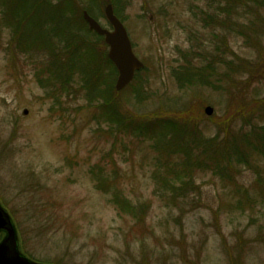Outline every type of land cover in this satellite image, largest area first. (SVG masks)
Here are the masks:
<instances>
[{
    "label": "rangeland",
    "instance_id": "374dc122",
    "mask_svg": "<svg viewBox=\"0 0 264 264\" xmlns=\"http://www.w3.org/2000/svg\"><path fill=\"white\" fill-rule=\"evenodd\" d=\"M104 2L81 1L77 14L88 4L109 26ZM196 4L128 0L120 7L147 67L131 84L135 89L113 95L138 119L187 118L211 138L223 136L227 126L239 131L242 118H230L235 106L228 108L226 82L182 87L174 76L192 46L202 50L194 62H215L220 51L213 49L225 45L219 34L196 27ZM9 23L0 19V203L12 215L26 255L49 264H264V185L254 170L234 165L229 181L203 171L180 181V154L168 153V146L156 149L153 136H141L137 128L116 132V124L95 117L99 110L88 103L78 74L69 94L56 82L43 86L48 76L38 71L45 51L39 59L32 51L11 54L8 47L15 51L17 42ZM91 39L98 53H106L100 39ZM226 43L230 58L257 56L235 36ZM225 70L217 66L216 78ZM246 85L245 98L264 100V79ZM255 165L264 177V158Z\"/></svg>",
    "mask_w": 264,
    "mask_h": 264
},
{
    "label": "trees",
    "instance_id": "16d2710c",
    "mask_svg": "<svg viewBox=\"0 0 264 264\" xmlns=\"http://www.w3.org/2000/svg\"><path fill=\"white\" fill-rule=\"evenodd\" d=\"M81 1L85 0H0V7L5 6L0 19L4 23H11L9 27L13 29L12 37L17 42L15 51L12 50L13 45H9L10 53L16 56L32 51L34 57L39 59L37 53L44 50L47 59L40 63L42 70L39 72L37 68V71L38 74L46 72L48 77L41 80V84L46 86V83L56 82L58 89L67 94L74 89L72 86L78 74L77 83L85 92L88 103L99 110L95 117L101 115L116 124V132L131 126L133 130L137 128L141 136H153L150 138L156 149L168 146L171 148L168 153L180 154L185 174L179 178L180 181L192 178L197 171L211 172L229 181L232 178L230 171H236L234 165H246L254 170L261 185H264V177L255 165L256 158H264V100L256 104L260 99L248 100V94L246 98L243 94L248 87L245 83L264 79V0H197L196 9L191 11L196 27L208 29L213 37L219 34L220 44L225 45L213 49V52L220 51L214 55L215 62L204 57L202 62H194L198 55H202V50L192 46L194 53L186 56L187 61L175 69L174 76L182 87L194 84L209 86L213 85L212 80L222 85L226 82L223 92L229 100L228 108L232 104L235 106L230 118H242L239 131L235 132L234 127L227 126L222 130L225 133L223 136L219 133L213 134L211 138L205 137L198 124H189L187 118L180 121L173 117L167 116L166 119L150 115L138 119L122 111L121 103L113 95H122V91L115 88L116 70L107 51L98 53L91 39L95 34L83 19V9H88L94 15L92 7L87 4L77 14ZM90 1L112 3L118 16L121 15L120 7L123 9L128 5V0ZM219 32L224 35L221 36ZM229 35L242 39L247 47L254 48L257 51L255 59L236 55L230 58V48L226 43ZM96 38L102 39L98 36ZM213 40L216 42V38ZM217 66H226L227 70L216 78ZM140 75L141 72L138 73ZM135 85L131 86L135 89ZM136 96L140 99V95ZM220 137L222 139L218 142ZM167 183L174 186L171 181H165Z\"/></svg>",
    "mask_w": 264,
    "mask_h": 264
},
{
    "label": "water",
    "instance_id": "95a60500",
    "mask_svg": "<svg viewBox=\"0 0 264 264\" xmlns=\"http://www.w3.org/2000/svg\"><path fill=\"white\" fill-rule=\"evenodd\" d=\"M106 15L113 25V30L103 28L87 11H84V18L91 29L104 35L109 44V57L116 65L119 76L116 83L117 90L124 89L134 78L135 72L141 69L144 64L134 54L132 42L123 25L115 16L113 6L109 4L105 8ZM28 111L26 110L25 113ZM206 112L211 115L214 112L212 107H207ZM6 232L0 242V264H39L28 260L19 251L18 234L9 212L0 203V232Z\"/></svg>",
    "mask_w": 264,
    "mask_h": 264
}]
</instances>
